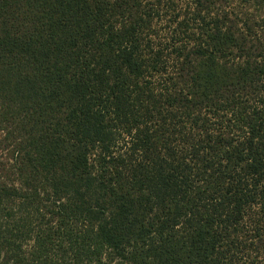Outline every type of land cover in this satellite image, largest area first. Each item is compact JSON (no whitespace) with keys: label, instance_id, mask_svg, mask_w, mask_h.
I'll return each mask as SVG.
<instances>
[{"label":"trees","instance_id":"1","mask_svg":"<svg viewBox=\"0 0 264 264\" xmlns=\"http://www.w3.org/2000/svg\"><path fill=\"white\" fill-rule=\"evenodd\" d=\"M193 1L0 0V264H264V0Z\"/></svg>","mask_w":264,"mask_h":264},{"label":"rangeland","instance_id":"2","mask_svg":"<svg viewBox=\"0 0 264 264\" xmlns=\"http://www.w3.org/2000/svg\"><path fill=\"white\" fill-rule=\"evenodd\" d=\"M135 2L142 6V11L151 13L155 20L150 28L146 29V33L150 38L157 41L164 47L167 56L174 55V46L186 42V35L174 36L173 29L175 27V21L182 20L185 12H188L192 8L193 0H135ZM223 6L227 11L232 12L235 8V12L245 13V9L241 8L235 0H223ZM220 9V8H216ZM254 12H250L253 14ZM191 16V15H189ZM181 18V19H180ZM191 29V27H189ZM173 71L171 63L168 64L166 73L162 76H167Z\"/></svg>","mask_w":264,"mask_h":264}]
</instances>
